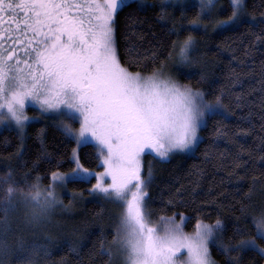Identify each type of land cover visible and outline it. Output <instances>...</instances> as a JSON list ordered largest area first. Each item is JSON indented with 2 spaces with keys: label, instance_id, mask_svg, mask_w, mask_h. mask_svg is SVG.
<instances>
[{
  "label": "snow or ice",
  "instance_id": "snow-or-ice-1",
  "mask_svg": "<svg viewBox=\"0 0 264 264\" xmlns=\"http://www.w3.org/2000/svg\"><path fill=\"white\" fill-rule=\"evenodd\" d=\"M180 2L183 4V0ZM165 5L166 0H160L162 18ZM129 6L130 0H0V125L14 124L23 130L32 119L25 114V105L31 101L42 113L57 116L63 133L76 145L94 141L96 159L103 168L94 173L84 167L73 148L70 159L75 166L67 174L51 172L46 186H41L40 176L32 181L25 178L21 185L11 170L0 174V232L7 231L9 213L18 204L27 209L26 221L38 224L51 209L62 205L56 193L58 183H84L94 176L95 183L89 191L102 194L122 209L107 246L104 240L99 242L100 255L108 257L104 264H216L210 244L216 245L226 264H244L246 255L264 258V206L259 212H249L259 177H251L247 191L236 189L241 194L237 201L240 215L235 217L227 239L224 233L228 226L219 216L213 223L197 218L190 233L184 231L186 218L182 213L179 221L174 214L160 215L159 226L151 222L146 203L152 170L143 174L145 150L162 161L177 151H193L200 141L198 130L206 124V113L221 115L225 105L223 89L208 100L200 89L181 84L160 69L153 68L151 74L130 70L129 65L146 67L142 59L133 55L131 47L126 48L125 62H121L116 17ZM196 8L188 22L193 29L205 28V19L220 11L217 0H199ZM229 8L230 13L225 19H217L215 27L226 29L241 23L247 9L245 0H229ZM260 15L264 17V12ZM248 31L257 41H264L260 34L264 27L260 33L252 32L250 26ZM173 32L178 36L175 27L168 30V35ZM193 45L194 37L189 33L180 44L181 63H190ZM175 47L173 40L171 49ZM155 58L153 51V61ZM171 58L169 51L168 59ZM163 64L161 61V69ZM234 77L233 85L240 83L235 73ZM259 83L264 92V79ZM261 105L264 106V97ZM77 122L79 128L74 127ZM217 135L227 133L217 129ZM259 151V159L264 160V138ZM205 156L208 158L207 153ZM250 159L255 162L251 154ZM246 165L238 152L228 176L243 180L236 170L244 168L246 175ZM197 172L203 175L202 170ZM192 183L190 194L195 201L199 179ZM220 183H225L224 179ZM180 191L176 189L175 195ZM205 195L212 198L202 203H216L211 188ZM173 203L171 197L166 202ZM8 251L6 241L0 238V255Z\"/></svg>",
  "mask_w": 264,
  "mask_h": 264
},
{
  "label": "trees",
  "instance_id": "trees-1",
  "mask_svg": "<svg viewBox=\"0 0 264 264\" xmlns=\"http://www.w3.org/2000/svg\"><path fill=\"white\" fill-rule=\"evenodd\" d=\"M221 1L224 11L216 20L225 19L230 13L229 0ZM245 2L246 18L234 27L221 30H214L215 21L209 22V29H193L188 22L197 8L180 7L167 0L163 18L160 0H144L143 4L131 1L130 6L116 17L115 26L121 62H125L126 48L131 47L133 55L142 59L146 67L129 65L130 70L144 74H151L153 68L161 69V61L164 62L163 67L170 66L176 57L177 45L190 33L196 38L193 58L199 66L190 75L176 74L177 80L193 89H200L208 100L223 89L225 108L221 115L206 117L193 154L176 152L164 161L147 154L143 158V174L146 176L151 168L152 182L148 187L146 209L152 218L174 214L180 217L182 213L186 217L185 229L192 232L197 218L204 223H213L219 216L228 226L225 239L232 234L231 226L235 217L240 215L237 201L241 194L236 189L247 191L253 176L259 180L251 197L249 212H259L264 206V191L261 190L264 160L259 159L262 154L259 146L264 138V128L261 127L264 124L261 119L264 116V106L261 105L264 92L259 83L264 79V41H257L248 31L250 26L252 32L260 33L264 27V17L260 15L264 12V0ZM174 27L179 30L178 36L175 32L168 35V30ZM173 40L176 41L174 50L171 49ZM169 51H172L171 59H168ZM234 73L240 81L235 85L232 83ZM202 75L204 79H201ZM28 112L37 114L34 109ZM217 129L227 135L218 136ZM75 146L73 138L49 121L27 124L23 136L14 129L3 128L0 130V174L11 170L21 185L25 178L32 181L40 176L41 186H46L51 172L68 173L75 166L70 159ZM238 152L241 161H247L246 175L244 168L236 170L244 177L243 180H238L236 175L228 176ZM77 153L84 167L91 171L102 168L92 144L80 145ZM250 154L255 162L250 159ZM197 169L203 171L202 176ZM197 178L199 187L194 201L190 193L194 186L192 181ZM221 179L225 183L221 184ZM91 184H94L93 178L84 183L66 182L67 194L62 198V205L51 209L42 225L27 223L24 220L27 209L18 204L9 213L7 231L0 232V238L9 247L7 253L0 255L3 264H104L108 257L100 255L99 242L104 240L107 246L111 240L115 211L110 203L89 198ZM178 188L180 194L175 195ZM209 188L216 198L214 204L202 203L212 198L205 195ZM0 195H3L2 189ZM170 197L174 203L167 205ZM244 203L249 201L244 200ZM66 205H71L74 211H65L63 207ZM248 223H251L250 218ZM210 252L217 264H226L223 254L214 244L210 245ZM244 264H264V258L246 255Z\"/></svg>",
  "mask_w": 264,
  "mask_h": 264
},
{
  "label": "rangeland",
  "instance_id": "rangeland-1",
  "mask_svg": "<svg viewBox=\"0 0 264 264\" xmlns=\"http://www.w3.org/2000/svg\"><path fill=\"white\" fill-rule=\"evenodd\" d=\"M131 1H136L138 3H140V0H130ZM168 2H170L171 4L173 5H177V6H180V7H195L196 8V5L198 4L199 0H183V4H181L180 0H176V3H172V0H167ZM217 3H218V6L220 8V11L219 13H222L224 10H223V4H222V1L221 0H217ZM218 16V15H217ZM217 16H213L211 18H206L205 19V24H206V27L205 28H202V30H205V29H209V22L210 21H216V17ZM246 15H244L242 17V20H244L246 17ZM221 19H224V18H221ZM215 25V24H214ZM237 25V24H236ZM236 25H232L231 27H234ZM231 27H226V28H231ZM210 30H213V29H210ZM214 30H221V28L219 27H215L214 26ZM194 37V36H193ZM180 44L179 43L176 47V50H175V55L176 57H174V61L171 63L170 66L168 67H163L162 69H160L165 75L167 76H171L173 79L177 80V76L176 74L178 73H185V74H188L190 75V73L194 72L195 70L198 69V66H199V63L197 61L194 60L193 58V54L195 52V48H196V38L194 37V45H193V49L191 50L190 52V63L189 64H184V63H181L180 60H179V48H180ZM178 81V80H177ZM31 109H34L37 111V114H32V113H29L28 110H31ZM221 113L223 112V109L220 110ZM25 114L32 118L30 119L29 121H27L25 123V126L23 128V130H19L15 127V125H11L9 126L8 124H3V125H0V130H2L3 128H10V129H14L16 131H18V133L23 136V133H24V130H25V127L27 124L29 123H32V122H37V121H49V122H52L54 123L55 125H57L61 130L62 128L60 127V124H59V118L57 116H55L54 114L52 113H42V111L39 109V106L32 103L31 101L27 102L26 105H25ZM209 116V114L206 113L205 115V120H206V117ZM74 127L76 128H79V123H75L74 124ZM202 128V127H201ZM200 128V129H201ZM200 129L198 130L199 132V136H200ZM63 131V130H62ZM83 144H92L95 148V142L94 141H91L90 139L83 143ZM82 145V144H81ZM80 146V145H79ZM78 145L75 146L76 149H78L79 147ZM179 152V151H177ZM194 150L193 151H184V152H181V153H184L186 155H191L193 154ZM176 153V152H175ZM147 154H152L153 156H155L154 153H151L149 150H145V153L142 155V165H143V158L145 155ZM156 157V156H155ZM160 160L159 157H156ZM168 160V159H167ZM103 171V168H101L100 170H97V171H93L94 173L95 172H102ZM67 174V173H65ZM94 179V183H95V177H91ZM106 182H110V178H105ZM56 193H57V196L59 198L60 201H62V198L64 196V194H67V191H66V188H65V183L64 184H60L58 183L57 187H56ZM91 199L93 200H99V201H106L108 203H110L113 208H114V211H115V223L118 221L119 219V215L121 213V206L120 204L114 202L113 200L111 199H108V198H105L102 194H97V193H90V197ZM63 209L65 211H71L73 212L74 211V208L71 206V205H66L63 207ZM147 211V209H146ZM148 212V211H147ZM149 213V212H148ZM185 217V216H184ZM49 218V217H48ZM186 218V217H185ZM24 220L26 221V214L24 216ZM150 220L151 222L153 223L154 226H159L160 222H159V219L158 218H152L151 215H150ZM176 220L179 221L180 220V217H176ZM46 221V218L44 220H42L40 223H38L37 225H42L43 222ZM48 221V219H47ZM27 222V221H26ZM185 222H186V219L183 223V228H184V231L185 232H189L185 229ZM28 223V222H27ZM31 224V223H30ZM190 233V232H189ZM211 245V244H210ZM216 246V245H215ZM210 247V246H209ZM217 264V263H216Z\"/></svg>",
  "mask_w": 264,
  "mask_h": 264
}]
</instances>
